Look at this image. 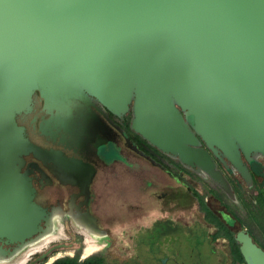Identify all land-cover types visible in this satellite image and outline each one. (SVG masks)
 <instances>
[{
    "label": "water",
    "instance_id": "1",
    "mask_svg": "<svg viewBox=\"0 0 264 264\" xmlns=\"http://www.w3.org/2000/svg\"><path fill=\"white\" fill-rule=\"evenodd\" d=\"M35 91L59 113L46 123L57 130L67 128L75 101L92 98L116 117L131 110L130 128L149 146L229 190L215 159L249 181L243 158L264 155V0H0L5 244L31 238L48 215L18 172L21 157L53 164L85 194L92 174L23 136L15 116L31 109ZM235 241L245 264H264V250L245 230Z\"/></svg>",
    "mask_w": 264,
    "mask_h": 264
},
{
    "label": "rangeland",
    "instance_id": "2",
    "mask_svg": "<svg viewBox=\"0 0 264 264\" xmlns=\"http://www.w3.org/2000/svg\"><path fill=\"white\" fill-rule=\"evenodd\" d=\"M110 155L126 168L118 167L107 181L101 177L92 189L90 212L95 210L100 219L96 230L84 225L85 207L80 206L83 197L75 198L78 189L60 184L42 189L34 183L36 200L48 210L49 219L43 220L40 231L24 242H0V263L13 264L21 258L19 262L25 259L24 264H29L48 249L65 245L52 250L37 264L76 255L79 260L103 255L107 264H238L233 261L223 232L205 217L191 189L201 194L209 210L233 235L248 230L253 242L260 248L264 246V213L261 209V217L256 210V190L225 158L215 159L219 170L241 192L247 207L234 188L224 189L209 175L193 168L177 176L176 170L160 165L158 174L157 169L115 149ZM25 159L34 160L29 155ZM243 163L264 194V155L253 154L248 160L243 158ZM65 180L71 182L69 178ZM217 234L219 237L214 239ZM31 247L39 248L24 258Z\"/></svg>",
    "mask_w": 264,
    "mask_h": 264
},
{
    "label": "flooded vegetation",
    "instance_id": "3",
    "mask_svg": "<svg viewBox=\"0 0 264 264\" xmlns=\"http://www.w3.org/2000/svg\"><path fill=\"white\" fill-rule=\"evenodd\" d=\"M91 100L92 103L80 100L73 103L71 114L66 117V129L59 128L57 130L55 127L46 125L47 120L51 119L50 123H53V121L59 119L60 116L57 111H49L44 108L43 100L38 91L32 94L31 109L29 111H23L15 116L16 124L24 128L23 136L29 142L45 150L58 151L67 160L80 161L92 169V174L87 185L88 192L85 194L82 191L79 181L56 168L53 164L42 162L34 158L32 154L28 155L34 159L33 161H27L25 159V156L28 155L21 157L20 162L16 164V166L19 167L18 172L30 181L31 186L35 190L33 201L39 207L46 210L48 214L46 219H49L50 213L36 200V188L34 183L42 189L52 188L55 184L75 187L78 189L75 198L79 196L83 197V201L80 203V206L85 207V212L82 213V219L84 216H91L94 219V226L99 225L100 219L98 215L95 214V210L93 213L90 212V207L92 206V189H94V185H96L97 180H100L101 177H104V181H107L109 180V174L116 172L118 167L126 168V165L111 158L110 153L113 149L127 157L132 156L135 162L145 164L151 169L160 171L161 166L165 168L170 167L173 171L176 170L180 175L188 168L180 163L178 159L174 161L172 156L149 146L132 130L133 134H127L125 131L126 121L131 110L120 117H116L105 108L99 106L94 99L91 98ZM41 122L44 126L46 125L43 131H41L39 127ZM144 146L152 149L154 154L145 150ZM177 165H181L180 168ZM162 172L166 175L165 170H162ZM83 175L87 176L89 174L87 172ZM64 177L69 178L71 182H67ZM174 177L176 176L174 175ZM190 194L195 198L199 206V197L203 198L201 194H199L196 189H191ZM4 241L5 240H2L1 242ZM59 247H65V245L52 247L44 254H46L47 257V254ZM38 248L27 251V257L33 252H36Z\"/></svg>",
    "mask_w": 264,
    "mask_h": 264
},
{
    "label": "trees",
    "instance_id": "4",
    "mask_svg": "<svg viewBox=\"0 0 264 264\" xmlns=\"http://www.w3.org/2000/svg\"><path fill=\"white\" fill-rule=\"evenodd\" d=\"M131 113L128 114L127 116V123H126V128L125 131L127 132V134L131 135L133 134V132L130 129V122H131ZM202 146L203 143H201ZM217 164V161H216ZM179 168L181 165H177ZM178 168V169H179ZM216 168L219 170L218 164L216 165ZM180 170V169H179ZM184 170V169H181ZM179 175V174H177ZM226 180V179H225ZM227 184L230 188V190H232V188H234L233 190L235 191L236 194H238L239 198L242 199V195L241 192L239 190H236V188L229 182L227 181ZM252 183L253 185V189L256 190V197H255V206H258L259 208H257L256 210L259 211L260 216L263 217V215L261 214V209L264 213V194L261 190L257 189V185H256V180L253 177V175L250 176V180L247 181V183ZM199 207L200 209L205 213L207 219H209L210 223L213 224L216 228H218L219 230H221L223 232V237L227 239L228 243H229V247H230V253L231 256L233 258L234 263H238V264H245L243 261V258L239 252V245L238 243L235 241V235L232 234V232L229 230V228L227 226H225V224L220 221L217 217H215V215L209 210V208L206 206V204L204 203L203 198L199 197ZM242 204L244 207H247V203L242 199ZM229 217L230 214L228 215ZM249 235L250 231H246ZM219 237V234L214 235V239ZM262 249L264 250V246L262 247ZM51 264H107L106 263V259L103 255H93L90 257L85 258L84 260H79L78 255L70 258V257H64V258H60L55 260L53 263Z\"/></svg>",
    "mask_w": 264,
    "mask_h": 264
},
{
    "label": "bare ground",
    "instance_id": "5",
    "mask_svg": "<svg viewBox=\"0 0 264 264\" xmlns=\"http://www.w3.org/2000/svg\"><path fill=\"white\" fill-rule=\"evenodd\" d=\"M82 220H83L84 223H85L84 225L91 227L92 230H96V228H95L93 222L90 221L89 219H87L86 216H84ZM83 231H84V230H83ZM84 233H85V234H86V233L88 234L87 231H86V232L84 231ZM34 248H37V247H31L28 251H30L31 249H34ZM23 257H24V258L27 257V254H26L25 256H23ZM20 259H21V258H20ZM20 259H19V260H20ZM19 260L15 261L13 264L18 263ZM24 263H25V259L22 260L21 262H19L18 264H24ZM0 264H4V263H0Z\"/></svg>",
    "mask_w": 264,
    "mask_h": 264
},
{
    "label": "crops",
    "instance_id": "6",
    "mask_svg": "<svg viewBox=\"0 0 264 264\" xmlns=\"http://www.w3.org/2000/svg\"><path fill=\"white\" fill-rule=\"evenodd\" d=\"M153 170H154V169H153ZM157 171H158V174H159L160 171H159V170H157Z\"/></svg>",
    "mask_w": 264,
    "mask_h": 264
}]
</instances>
